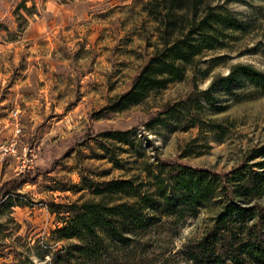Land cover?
<instances>
[{
	"label": "rangeland",
	"instance_id": "obj_1",
	"mask_svg": "<svg viewBox=\"0 0 264 264\" xmlns=\"http://www.w3.org/2000/svg\"><path fill=\"white\" fill-rule=\"evenodd\" d=\"M148 1L0 0V264H68L62 256L78 241H58L55 231L99 201L107 182L147 184L142 169L160 160L227 173L264 144V87L240 73L223 84L237 66L264 73V0H212L243 28L182 81L113 108L157 44ZM172 106L174 115L162 114ZM109 132H129L128 143ZM26 148L34 165L20 172ZM257 203L264 196L249 206ZM215 212L207 206L178 226L163 220L137 251L111 249L96 264H193L182 252Z\"/></svg>",
	"mask_w": 264,
	"mask_h": 264
},
{
	"label": "trees",
	"instance_id": "obj_2",
	"mask_svg": "<svg viewBox=\"0 0 264 264\" xmlns=\"http://www.w3.org/2000/svg\"><path fill=\"white\" fill-rule=\"evenodd\" d=\"M145 8L157 25V44L131 88L114 100L116 111L138 105L153 92L182 81L201 54L218 48L227 32L243 28L233 12L215 6L212 0H149ZM238 73L264 87V73L250 66L235 67L223 84ZM176 109L169 107L162 114L174 115ZM128 133L105 135L128 143ZM142 172L147 173V184L139 182L140 178L103 184L105 189L95 192L99 201L79 206L64 227L55 231L58 241H78L62 256L68 264H96L112 258L111 249L135 252L141 239L163 220L178 226L211 205L216 212L209 228L182 252L187 261L264 264V207L258 203L249 206L264 196V144L227 173L164 160L155 169L147 165ZM23 175L20 183L25 182ZM108 196L114 199L109 202Z\"/></svg>",
	"mask_w": 264,
	"mask_h": 264
},
{
	"label": "built area",
	"instance_id": "obj_3",
	"mask_svg": "<svg viewBox=\"0 0 264 264\" xmlns=\"http://www.w3.org/2000/svg\"><path fill=\"white\" fill-rule=\"evenodd\" d=\"M15 152V150H13ZM34 150L32 149H25V153L23 156L19 157L20 159V172H25L33 168V163H34V157L35 155L33 154Z\"/></svg>",
	"mask_w": 264,
	"mask_h": 264
}]
</instances>
